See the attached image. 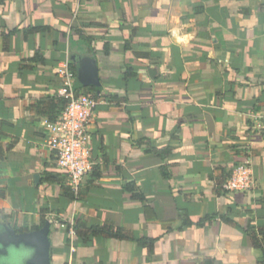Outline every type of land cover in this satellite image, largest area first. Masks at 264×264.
I'll list each match as a JSON object with an SVG mask.
<instances>
[{"label":"crops","instance_id":"crops-1","mask_svg":"<svg viewBox=\"0 0 264 264\" xmlns=\"http://www.w3.org/2000/svg\"><path fill=\"white\" fill-rule=\"evenodd\" d=\"M88 57L100 89L80 92L103 101L92 168L70 198L44 121L57 64ZM260 110L264 0H0V227L49 220L52 264H263ZM244 160L254 186L224 189ZM4 250L0 264L30 258Z\"/></svg>","mask_w":264,"mask_h":264},{"label":"built area","instance_id":"built-area-1","mask_svg":"<svg viewBox=\"0 0 264 264\" xmlns=\"http://www.w3.org/2000/svg\"><path fill=\"white\" fill-rule=\"evenodd\" d=\"M56 75L59 79L57 94L66 100V105L55 120L44 121L47 130L44 143L55 151L57 167L67 174L69 186L77 193L84 175L92 168V145L88 129L96 107L103 100L100 93L75 89L76 73L68 60L57 64ZM252 121L255 135L264 138V110H260ZM254 184L249 161L244 160L234 166L223 187L229 191H245ZM54 221L70 237L75 236L73 221H61L57 218Z\"/></svg>","mask_w":264,"mask_h":264},{"label":"water","instance_id":"water-1","mask_svg":"<svg viewBox=\"0 0 264 264\" xmlns=\"http://www.w3.org/2000/svg\"><path fill=\"white\" fill-rule=\"evenodd\" d=\"M152 72V69L149 70ZM77 80L82 86H94L100 89L98 67L95 59L88 57L76 64ZM35 178L38 174L34 175ZM49 220L35 230L18 232L13 227L3 224L0 227V245L3 248L13 246L21 249L20 253L30 255L27 264H52L50 259Z\"/></svg>","mask_w":264,"mask_h":264},{"label":"trees","instance_id":"trees-1","mask_svg":"<svg viewBox=\"0 0 264 264\" xmlns=\"http://www.w3.org/2000/svg\"><path fill=\"white\" fill-rule=\"evenodd\" d=\"M69 65L74 70V72L76 73L74 64L72 62H70ZM74 86H75V89L77 91H80V89L83 88L82 85L77 80V74H76V80H75ZM65 105H66V100L64 98H62V97H59L58 106H57V112L55 113V115L53 117L52 116L49 117V121L55 120L57 118V116L59 115V113L61 112V110H63ZM50 178H51V181H56V179H55V177L53 175H51ZM57 183L61 187V189H60V193L61 194L63 193V195L68 196L70 198H75L77 196V193H75L74 190L71 189L69 184H67L66 186H63V191H62V178ZM74 228H75V231L77 233L75 225H74ZM261 236L262 237L259 239L258 236L252 234L254 244L256 246L261 247L263 249V252H264V243H263L264 242V232L262 233ZM261 262L264 264V255H263V258H262Z\"/></svg>","mask_w":264,"mask_h":264}]
</instances>
